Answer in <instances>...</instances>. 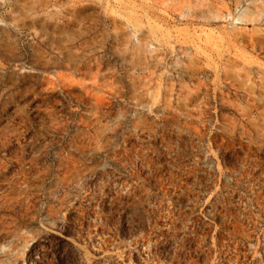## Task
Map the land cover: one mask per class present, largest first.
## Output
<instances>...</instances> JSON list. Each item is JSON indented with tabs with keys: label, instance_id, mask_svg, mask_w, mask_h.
Returning <instances> with one entry per match:
<instances>
[{
	"label": "rangeland",
	"instance_id": "1",
	"mask_svg": "<svg viewBox=\"0 0 264 264\" xmlns=\"http://www.w3.org/2000/svg\"><path fill=\"white\" fill-rule=\"evenodd\" d=\"M0 264H264V0H0Z\"/></svg>",
	"mask_w": 264,
	"mask_h": 264
}]
</instances>
